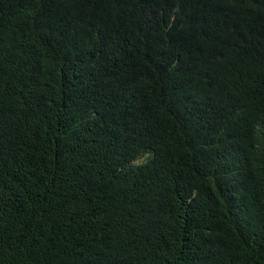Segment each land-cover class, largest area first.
<instances>
[{"label": "trees", "instance_id": "16d2710c", "mask_svg": "<svg viewBox=\"0 0 264 264\" xmlns=\"http://www.w3.org/2000/svg\"><path fill=\"white\" fill-rule=\"evenodd\" d=\"M0 264H264V0H0Z\"/></svg>", "mask_w": 264, "mask_h": 264}, {"label": "rangeland", "instance_id": "374dc122", "mask_svg": "<svg viewBox=\"0 0 264 264\" xmlns=\"http://www.w3.org/2000/svg\"><path fill=\"white\" fill-rule=\"evenodd\" d=\"M144 159V157L140 158L137 162H141Z\"/></svg>", "mask_w": 264, "mask_h": 264}]
</instances>
